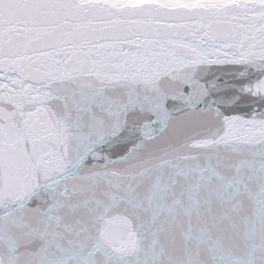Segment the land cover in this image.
I'll return each instance as SVG.
<instances>
[{"label":"snow or ice","instance_id":"6c2138e0","mask_svg":"<svg viewBox=\"0 0 264 264\" xmlns=\"http://www.w3.org/2000/svg\"><path fill=\"white\" fill-rule=\"evenodd\" d=\"M0 264H264V0H0Z\"/></svg>","mask_w":264,"mask_h":264}]
</instances>
